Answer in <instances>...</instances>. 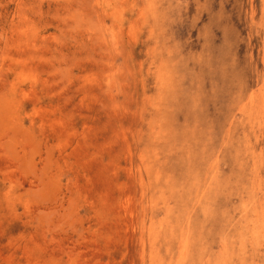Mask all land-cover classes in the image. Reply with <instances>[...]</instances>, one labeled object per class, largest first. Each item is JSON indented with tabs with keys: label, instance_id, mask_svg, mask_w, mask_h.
<instances>
[{
	"label": "rangeland",
	"instance_id": "obj_1",
	"mask_svg": "<svg viewBox=\"0 0 264 264\" xmlns=\"http://www.w3.org/2000/svg\"><path fill=\"white\" fill-rule=\"evenodd\" d=\"M0 264H264V0H0Z\"/></svg>",
	"mask_w": 264,
	"mask_h": 264
}]
</instances>
